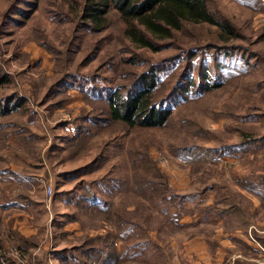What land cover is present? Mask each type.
I'll return each instance as SVG.
<instances>
[{
	"label": "trees",
	"instance_id": "1",
	"mask_svg": "<svg viewBox=\"0 0 264 264\" xmlns=\"http://www.w3.org/2000/svg\"><path fill=\"white\" fill-rule=\"evenodd\" d=\"M40 1L7 0L0 21V33L11 36V25L20 27L32 19L39 10ZM233 1L238 3L243 13H249L252 17L264 15V0ZM65 2L62 0L59 7L62 8ZM71 2L68 14L56 11L58 15L51 13L52 19L59 25L66 22L72 24V30L63 42L64 49H59L40 30L36 31V37L31 40L54 54L58 78L46 95L56 94L53 95V106H65L71 99L69 93L75 90L84 94L88 104L80 114L70 117L71 120L64 124H73L76 135L69 133L59 144H63V148L69 151L68 158L71 161H80L93 154L94 158L67 173L66 179H80V183L84 184L82 190L85 191L82 199L91 201L92 205L86 208L100 223L97 228L115 226L116 234L113 235V231L109 233L104 247L95 246L93 238H87L83 248H79L84 251L83 255L89 259V264L94 261L96 264H146L156 253V249H152L150 241L145 238L146 226L151 220L158 232H166L172 225L177 229L184 227L179 223L180 214L174 215L171 212L184 208V196L169 187L166 174L157 167L150 155L156 132L172 128L174 107L180 101L190 103L199 100L202 95L216 93L228 81H239L243 75L247 76L251 71L250 65L255 62L251 61L252 58L263 60L246 46L247 38L243 43H236L239 37H246L245 28L249 21H244V24L234 21L223 12L216 0ZM74 8L73 13L71 10ZM115 24L119 28L112 26ZM108 28H116V33L102 35ZM108 46L112 50L118 46L119 50L112 55L107 53L96 72L84 74L79 71L80 67L97 59ZM170 48L175 50L159 59L146 54ZM77 51L83 55L79 61L75 57ZM202 55V61H196ZM114 65L118 71V81L109 85L103 71ZM195 71L198 76L202 74L199 76L201 81L196 79ZM166 73L173 74L174 84L169 92L161 93L162 78ZM11 80V75L0 68V88L8 85ZM258 84L257 87H261V83ZM27 105V98L18 92L6 97L0 96V150L10 147V136L14 134L22 143L23 152L32 153L37 134L25 121L29 111ZM252 116L254 119L260 118L264 127V112ZM186 122H181V125ZM252 128L247 125L234 128L243 136L246 135V139L239 145H226L222 150L212 149L213 153H207L197 145H172L171 152L178 156L193 151L192 156L185 158L193 164L192 176L196 177L200 173L204 174V180L210 179L212 173L217 172V167L209 162H214V157L209 158L211 154L219 155L220 159L228 156L235 158L241 152L247 153L251 148H259L261 145L264 152V136L250 137L248 132ZM186 130L190 135V129ZM104 135H107L106 138ZM222 151L226 154H221ZM254 151L257 152V148ZM228 169L238 188L239 197L221 198L217 194L208 212L215 209L227 219H245L244 215L247 218L240 201L248 205L253 201L244 191L259 201L261 210L258 209L257 213L264 219V173L250 169L238 177L236 166ZM84 175H93V178L84 179ZM9 176L22 180L13 170H0V209L5 219L14 214L16 208L22 209L18 203L1 200V186ZM215 185L209 188L213 189ZM21 196L25 198V195ZM256 239L264 246V236L256 234ZM3 240L0 234V264H17L11 250L5 249ZM117 241H121L119 249ZM32 245H40L36 236H16L12 242L13 247L24 252H29ZM239 247L246 249V246L240 244ZM66 253L60 251L58 254Z\"/></svg>",
	"mask_w": 264,
	"mask_h": 264
},
{
	"label": "rangeland",
	"instance_id": "2",
	"mask_svg": "<svg viewBox=\"0 0 264 264\" xmlns=\"http://www.w3.org/2000/svg\"><path fill=\"white\" fill-rule=\"evenodd\" d=\"M216 1L223 12L234 21L241 24L249 21L245 28L246 37H239L236 43H243L247 38L246 46L255 51L263 61L252 58L251 61L255 62L250 65L251 71L247 76L243 75V79L239 81H228L216 93L202 95L199 100L190 103L180 101L174 107L172 128L156 132L150 155L157 167L166 174L169 187L184 196V208L171 212L174 215L180 214L179 223L185 227L177 229L172 225L168 231L158 232L151 220L146 226L145 238L150 241L152 249H156V253L146 264H264V246L251 238L256 239V234L264 236V219L257 213L258 209L261 210L257 199L243 191L253 201L250 205L240 201L244 213L248 215L247 218L244 215L245 219H227L215 209L212 212L207 210L215 203L217 194L221 198L233 196L238 199V188L228 169L230 166L237 167L238 177H242L250 169L264 173L262 145L251 148L247 153L241 152L235 158L228 156L220 159L219 155L211 154L209 158L214 157V162H209L217 167V172H211V178L205 180L202 178L204 174L197 173L196 177L192 176L193 164L185 158L192 156L193 151H186L178 156L171 152L172 145H197L203 147L207 153H213L212 149L222 150L226 145H239L246 139V135L243 136L234 128L243 125L253 127L248 132L250 137L264 136L261 119L251 118L252 115L259 116L264 112V15L252 17L249 13H243L238 3L233 0ZM61 2L62 0H41L39 10L32 19L20 27L11 25V36L0 33V68L12 78L8 85L0 88V96L6 97L18 92L27 98L29 111L25 115V121H28L32 131L37 134L32 155L23 152V145L14 134L10 136V147L0 150V170H13L22 178L20 181L9 176L2 183L3 187L1 186V200L18 203L22 207L16 208V212L6 219L0 209L3 245L6 250H11L17 264H89V259L83 255L84 251L80 250L86 244V239L93 238L95 246L104 247L109 233L113 231L112 234H116L115 226L97 228L100 223L87 209L92 205L91 201L82 199L85 191L82 190L84 184L80 183V179H66L67 173L94 158L93 154L80 161H71L68 158L69 151L63 148V144H59L69 133L76 135L73 124H64L71 120L70 117H76L82 109L87 108L84 94L79 90L72 91L69 93L71 99L65 106H53V95L56 94L46 95L58 78L54 54L31 40L36 37V31L40 30L59 49H64L63 42L72 30V24L66 22L59 25L52 19L51 13L68 14L72 2L66 0L62 8L59 7ZM6 3L7 0H0V21ZM71 11L74 13L75 8ZM112 26L119 28L117 24ZM74 27L73 25V29ZM111 32L116 33V28H108L102 35ZM118 50V46L115 50L108 46L97 59L85 67H80L79 71L84 74L96 72L103 57ZM174 50L175 48H170L146 54L153 59H159ZM82 56L79 51L75 53L77 61ZM203 56H199L196 61L201 62ZM73 69L72 64L71 70ZM195 72L196 79L201 81L202 74L199 77L197 71ZM103 74L109 85L118 81L115 65L106 68ZM172 75H163L161 93H167L172 88ZM213 77L216 79V76ZM258 83H261L259 88ZM251 113L253 114L249 115ZM183 121L190 124L186 122L181 125ZM186 129H190V135ZM255 148L259 153L254 151ZM221 154L226 152L222 151ZM82 178L91 179L93 175H84ZM213 184H216L215 188L210 189ZM16 236H36L40 245H32L29 252L21 251L12 246ZM239 244L246 246V249H241ZM120 245L121 241H117L118 249ZM60 251L67 253L58 254Z\"/></svg>",
	"mask_w": 264,
	"mask_h": 264
},
{
	"label": "built area",
	"instance_id": "3",
	"mask_svg": "<svg viewBox=\"0 0 264 264\" xmlns=\"http://www.w3.org/2000/svg\"><path fill=\"white\" fill-rule=\"evenodd\" d=\"M255 242H256V239L251 237ZM258 243V242H257ZM260 254V253H259ZM262 254H264V250H262Z\"/></svg>",
	"mask_w": 264,
	"mask_h": 264
},
{
	"label": "crops",
	"instance_id": "4",
	"mask_svg": "<svg viewBox=\"0 0 264 264\" xmlns=\"http://www.w3.org/2000/svg\"><path fill=\"white\" fill-rule=\"evenodd\" d=\"M184 227H185V225H184ZM184 227H183V228H184Z\"/></svg>",
	"mask_w": 264,
	"mask_h": 264
}]
</instances>
